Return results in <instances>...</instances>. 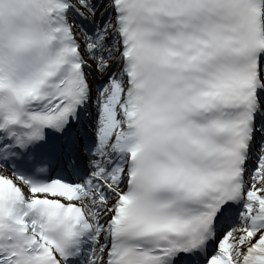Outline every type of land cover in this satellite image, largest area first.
<instances>
[{
  "label": "snow or ice",
  "instance_id": "snow-or-ice-1",
  "mask_svg": "<svg viewBox=\"0 0 264 264\" xmlns=\"http://www.w3.org/2000/svg\"><path fill=\"white\" fill-rule=\"evenodd\" d=\"M0 264H264V0H0Z\"/></svg>",
  "mask_w": 264,
  "mask_h": 264
}]
</instances>
